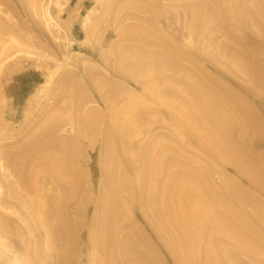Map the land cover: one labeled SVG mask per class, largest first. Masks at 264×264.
Listing matches in <instances>:
<instances>
[{
  "label": "rangeland",
  "instance_id": "1",
  "mask_svg": "<svg viewBox=\"0 0 264 264\" xmlns=\"http://www.w3.org/2000/svg\"><path fill=\"white\" fill-rule=\"evenodd\" d=\"M0 154L51 264H264V0H0Z\"/></svg>",
  "mask_w": 264,
  "mask_h": 264
},
{
  "label": "bare ground",
  "instance_id": "2",
  "mask_svg": "<svg viewBox=\"0 0 264 264\" xmlns=\"http://www.w3.org/2000/svg\"><path fill=\"white\" fill-rule=\"evenodd\" d=\"M49 19H50V21L52 22V24H54L55 26H57V24L53 21V19H52V17H50L49 16ZM85 40L86 39H83V40H80L81 42H85ZM51 78H52V75L51 76H49L48 77V79L44 82V83H40L39 84V87L40 88H45L48 84H49V82L51 81ZM205 97V96H204ZM206 99V98H205ZM216 118V117H215ZM214 118V119H215ZM213 119V118H212ZM217 121V120H216ZM219 123V122H218ZM242 124V123H241ZM230 126V125H229ZM244 128V127H243ZM221 129H222V127H221ZM26 145V144H25ZM27 145H28V143H27ZM31 146V145H30ZM222 146H224V145H222ZM221 146V147H222ZM28 147V146H27ZM27 147H25V148H27ZM32 148V147H31ZM38 148V147H37ZM30 149V148H29ZM222 149H223V147H222ZM37 150V149H36ZM35 150V151H36ZM10 151V150H9ZM33 151V150H32ZM9 153V152H8ZM22 153V152H21ZM4 154V153H3ZM6 154V153H5ZM1 155V154H0ZM9 155V154H8ZM3 156V155H2ZM2 156H0V157H2ZM15 157V156H14ZM9 158V157H8ZM1 159V158H0ZM14 160V159H13ZM4 161V160H3ZM7 162V161H6ZM6 162H4V163H6ZM8 162H10V161H8ZM16 164V163H15ZM4 166V165H3ZM6 167V166H5ZM17 167V166H16ZM14 168V167H13ZM1 169H2V167H1ZM17 170H18V168H16ZM15 169V170H16ZM23 171V170H22ZM14 173V172H13ZM21 173V172H20ZM19 174V173H18ZM9 175H11V173L9 174ZM14 175V174H13ZM13 175H12V178H14L13 177ZM25 175V174H24ZM19 177V176H18ZM29 177V176H28ZM17 178V177H16ZM15 178V179H16ZM27 178V177H26ZM25 177H24V179H26ZM30 178H32V176L30 177ZM10 179V178H9ZM18 179V178H17ZM2 180V175H0V181ZM6 181V180H5ZM8 181V180H7ZM18 181V180H17ZM16 181V183L18 184V183H20V182H17ZM21 181H23V180H21ZM26 181V180H25ZM174 181V180H173ZM29 182V181H28ZM175 182V181H174ZM8 183V182H7ZM25 183V182H24ZM173 182H171V184H172ZM26 184H28V183H26ZM25 184V185H26ZM13 185H14V182L13 181H9V183H8V186H9V194L8 195H5L4 196V193H3V195L0 197V208L3 210H7L8 212H5V214H1L0 215V217H2V218H6V220H8L9 222H11L12 224H17V225H19V222L18 221H22V222H24V220L26 221V223L25 224H23V225H25L24 227H22L23 229H19L18 228V232H19V230L21 231V230H24V231H34L33 232V234H32V240L33 241H31V243L34 245V247H36V246H38V244H40L39 242H41L42 244H43V242L45 241V239H44V241H42V239H43V237H46L42 232H41V229L42 228H40V226L38 227L37 226V223H36V219H33L32 221H30V216L28 217V211H26V212H22L23 214H17L16 212H15V210H11V209H8L7 207L8 206H18V204L20 205L21 203H23L24 202V200H25V197H26V195L25 196H23L22 194H21V192H18L17 190L16 191H14V189L15 188H13ZM16 185V184H15ZM22 185V184H21ZM19 187H20V185H18ZM170 187H172V186H170ZM7 188V187H6ZM25 188V187H24ZM26 188H27V186H26ZM168 188V187H167ZM0 189H1V185H0ZM27 189H29V188H27ZM26 190V189H25ZM30 190V189H29ZM38 190V189H37ZM166 190V189H165ZM164 190V191H165ZM182 190V189H181ZM21 191H22V189H21ZM199 191V190H198ZM198 191H196L197 193V195H198ZM26 192H27V190H26ZM32 193V192H31ZM166 193V192H165ZM170 193V192H169ZM28 194H29V192H28ZM31 195V194H30ZM195 196V197H197L198 199H200V200H198L197 198V200L196 201H194V203L193 202H191L190 204H191V207H190V205H189V207L191 208V211H192V213H197L199 210H201L202 209V206H201V202L203 203V198L204 197H202L201 195V198H199V196ZM8 196V197H7ZM161 196V195H160ZM170 196V195H169ZM179 196V195H178ZM47 198V197H46ZM176 198V197H175ZM27 199V198H26ZM42 199V198H41ZM41 199H39V203H40V205H44V203H46V201H44L43 202V200H41ZM168 199H170V198H168ZM182 199V198H181ZM202 199V200H201ZM191 200V199H190ZM26 201V200H25ZM33 201V200H32ZM42 201V202H41ZM169 201V200H168ZM201 201V202H200ZM28 202V201H27ZM33 203V202H32ZM38 203V204H39ZM43 203V204H42ZM162 203H163V201H162ZM25 204H26V202H25ZM159 205V204H158ZM183 205V204H182ZM203 205V204H202ZM22 207H24V206H22ZM33 207V206H32ZM156 207V206H155ZM165 207V206H164ZM170 207V206H169ZM10 208V207H9ZM30 208V207H29ZM44 208V207H43ZM193 208V209H192ZM31 209V208H30ZM157 209V208H156ZM165 209V208H164ZM47 210V209H46ZM169 211V210H168ZM167 212V211H166ZM189 212V211H188ZM2 213V212H1ZM7 213V214H6ZM175 213V212H174ZM174 213H170V221H171V219H172V222L173 223H175V220H177V218L180 220V218L181 219H185V218H187L186 216H184V215H182L181 217L179 216V215H176V214H174ZM191 214V213H190ZM12 215H14V216H12ZM34 215V214H33ZM48 215V214H47ZM192 216V215H191ZM36 218V217H35ZM42 218V217H41ZM43 218H45V217H43ZM47 218V217H46ZM190 218V217H189ZM190 219H192V218H190ZM232 219V218H231ZM4 221V220H3ZM182 221V220H181ZM1 222V221H0ZM8 222V223H9ZM189 222V221H188ZM207 222V221H206ZM4 223H5V221H4ZM7 223V224H8ZM10 223V224H11ZM171 223V222H170ZM179 223V222H178ZM186 223V222H185ZM11 224V225H12ZM182 224H183V222H182ZM219 224V223H218ZM46 225V224H45ZM2 226V225H1ZM5 226H7V225H5ZM22 226V224L20 225V227ZM183 226H185L184 224H183ZM187 226V225H186ZM218 227V226H217ZM1 228V227H0ZM186 228V227H185ZM45 229V228H44ZM46 230V232H47V230L48 229H45ZM44 230V231H45ZM43 231V232H44ZM3 232V231H2ZM8 232V231H7ZM50 232V231H49ZM25 233V232H24ZM23 233V234H24ZM4 234V233H3ZM7 234V233H6ZM11 234V233H10ZM18 234H20V233H18ZM17 234V235H18ZM31 234V233H30ZM29 234V235H30ZM11 236V235H10ZM13 236V235H12ZM11 236V237H12ZM187 236H188V234H187ZM3 237V236H2ZM9 237V236H8ZM16 237V236H15ZM21 237V236H20ZM48 237V236H47ZM170 237V236H169ZM29 238V237H28ZM10 239H12V238H10ZM13 239H14V237H13ZM173 239V238H172ZM24 241V240H23ZM27 241V240H26ZM174 241V240H173ZM15 242V241H14ZM50 242V241H49ZM49 242H47V244L49 243ZM174 243H176V241L174 242ZM26 244V243H25ZM37 244V245H36ZM42 244H40L39 245V247L38 248H40V252L39 253H41V259L40 258H38L39 259V261L41 260V262H40V264H51L52 263V258H53V255H52V253L50 252V247H48V249L47 248H45V246H43L42 247ZM171 244V243H170ZM178 244V243H177ZM30 245V244H29ZM18 246H19V244H18ZM29 247V246H28ZM32 247V246H31ZM33 248V247H32ZM51 248H52V246H51ZM47 249V250H46ZM177 249V248H176ZM28 250V249H27ZM36 251H37V249H35ZM52 250V249H51ZM178 250V249H177ZM32 251V250H31ZM31 251H30V253H31ZM27 253V252H26ZM32 253H33V251H32ZM39 253H37L36 254V256L37 255H39ZM28 254V253H27ZM25 255V254H24ZM61 255V254H60ZM40 256V255H39ZM31 257V256H30ZM38 257V256H37ZM57 257H58V255H57ZM60 257H62V256H59L58 258H60ZM177 257V256H176ZM33 258H35V257H33ZM56 258V257H55ZM30 259V258H29ZM61 259V258H60ZM39 261H36V263H38ZM30 262V261H29ZM33 262V261H32ZM35 263V264H36ZM39 264V263H38Z\"/></svg>",
  "mask_w": 264,
  "mask_h": 264
}]
</instances>
